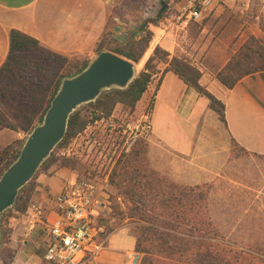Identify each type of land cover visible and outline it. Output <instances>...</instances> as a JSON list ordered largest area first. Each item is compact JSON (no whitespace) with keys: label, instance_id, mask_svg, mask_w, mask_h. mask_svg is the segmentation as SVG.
Wrapping results in <instances>:
<instances>
[{"label":"crops","instance_id":"crops-1","mask_svg":"<svg viewBox=\"0 0 264 264\" xmlns=\"http://www.w3.org/2000/svg\"><path fill=\"white\" fill-rule=\"evenodd\" d=\"M197 1L147 0L152 4V14L165 3V14L172 24L164 38L153 34L154 40L140 67L156 46L170 57L177 56L173 31L183 25L178 21L175 26L173 18L182 16ZM129 3L137 4V0H0V66L9 51L10 30L31 36L47 51L90 61L105 38L109 18L115 21L112 38L117 44L128 42L135 32L119 19ZM263 10L264 0H210L202 15L231 13L235 15L231 30L239 28L235 43L248 34L247 38L252 36L264 45ZM236 15L240 16L235 19ZM125 29L130 32L126 34ZM227 62L215 69H198L199 84L223 104L225 122L210 108L207 98L187 87L172 72L162 73L165 65L152 76L143 99L148 97L152 101V132L146 140L149 168L180 187L208 186L211 226L231 242L264 235V71L242 76L228 89L216 78ZM0 111L8 117L1 104ZM22 136L19 129L12 131L0 126V150ZM232 142L241 149L240 154L233 153ZM35 175L30 202L43 204L47 212L50 199L75 180L69 168L53 165L43 170L40 167ZM108 203L102 202L100 215L109 210ZM15 213L7 218L8 235L2 250L9 249V264H36L43 260V226L36 223L31 229L33 220L25 211ZM54 216L50 212L47 222ZM134 246L135 238L127 229L114 231L108 235L105 249L88 264H120L127 254L134 252Z\"/></svg>","mask_w":264,"mask_h":264},{"label":"trees","instance_id":"trees-1","mask_svg":"<svg viewBox=\"0 0 264 264\" xmlns=\"http://www.w3.org/2000/svg\"><path fill=\"white\" fill-rule=\"evenodd\" d=\"M161 8L162 5L160 12L143 21L144 23L137 24L136 31L132 33L125 47L118 43L116 52L108 51L118 53L121 58L139 65L151 41L149 25L157 24L167 10L165 7L161 12ZM114 23L115 21L109 18L106 25V33L110 31L111 36ZM241 52L246 59L232 56L216 73L217 80L228 89L232 88L242 76L264 71V45L260 40L249 37L242 46ZM87 61L76 57L66 58L47 51L31 36L10 30L9 51L0 66V104L16 125L0 111V126L12 131L19 129L23 133H28L40 123L61 79L77 74L86 66ZM154 63L165 65L162 73L172 72L187 87L193 88L199 95L207 98L210 108L222 122H225L223 104L199 84L200 71L188 59L179 56L170 57L167 51L156 46L127 88L103 92L94 103L87 105L94 107L95 110L91 113L93 115L82 113L81 110L70 115L64 138L42 164L41 170L56 163L60 167L69 169L77 164L79 159L76 155L65 154L61 150L82 134L88 125L101 118H109L117 104L134 108L147 90L152 76L159 72L154 71L152 67ZM151 107L152 101L148 115ZM96 111L98 115H95ZM145 141L138 139L134 142L129 151L122 153L117 159L109 174V184L125 195L130 204L128 212L120 213V217L122 220L130 219L132 223H136L129 233L135 238L134 252L140 257L138 264H214L213 260H204L205 256L212 259L210 244L203 247L195 240L191 243L189 240L194 238V235L180 233V226L196 230L200 224H204V220L211 225L207 216L209 187H180L159 176L146 163ZM21 144L22 140H16L0 150V175L17 157ZM231 149L234 154H240L241 149L235 142H232ZM60 152L64 155H60ZM120 164L122 166L118 172ZM143 165L148 167V170L146 167L142 169ZM35 177L19 191L12 209L2 214L0 252L7 241V218L15 216V212H24L30 204ZM126 181H130V186L125 184ZM157 221H166L170 226L164 223H161L164 225L158 224ZM98 223L104 227L105 232L101 235L108 236L112 233L113 228L108 227L106 218H100ZM242 260L244 264H256L255 261L260 259L252 252H244Z\"/></svg>","mask_w":264,"mask_h":264},{"label":"rangeland","instance_id":"rangeland-1","mask_svg":"<svg viewBox=\"0 0 264 264\" xmlns=\"http://www.w3.org/2000/svg\"><path fill=\"white\" fill-rule=\"evenodd\" d=\"M151 6L152 4H148L147 0H137V4H125L122 13L119 15L121 16L119 19L125 23L126 27L136 31L138 23H144L143 21L148 19L149 15L151 17L156 14V12L152 14ZM158 10H160V8ZM262 14L264 16V10ZM234 16L235 15H231V13L228 12L221 13L218 16L204 13V15H202V19L198 22L188 21L186 27L182 29L175 27L173 31V38L175 41L174 54L188 59L193 66L201 70L219 68L232 56H236L237 58H245L242 56V46L240 45L245 40V38L247 40L249 39L247 38L248 34L240 38L238 42L235 43V35L236 38L239 36V28L231 30V20L234 18ZM237 16L240 15H236L235 19L238 18ZM173 19V22L176 26L178 21L181 22L184 20V16L177 18L175 17ZM171 24L172 21L168 19L167 15L164 13L157 24L149 25V33L151 38L150 44L154 40V33L161 35V37L164 38L166 33L169 32V27ZM201 26L205 28L203 31ZM124 31L126 34L130 32L128 29H125ZM112 37L113 36H111L110 31L109 33H106L105 38L99 43L96 49V54L104 50L116 52L115 48L118 46V44L113 40ZM135 41L136 39L134 42ZM127 43L128 42H124L125 45L122 44V47H125ZM233 52L235 54H233ZM113 54L117 55L118 53ZM117 56L121 57L120 55ZM152 67L154 71L158 70L160 72L163 65L154 63V66ZM139 68L140 66L137 65L135 74L136 76L139 73ZM109 90H105L103 92ZM88 104L90 103L79 106L75 111L81 110L82 113L93 115L91 113H93L95 109L94 107L87 106ZM150 104L151 100L148 97L143 99V96L132 109L121 104H117L109 118H101L91 123L82 134L73 139L64 150H61L65 154H74L79 159V161L76 162L77 164L69 169L74 173L75 179L97 177L101 180L105 175H107L109 183V174L117 159L121 157L122 153H127L130 147L133 145L132 144L127 150H125L127 147H125L124 150L122 149L124 142V140L121 138L123 136V129L126 128V125L135 123L138 119H140L142 114L147 113L149 111ZM2 109L6 111L3 106ZM6 114L11 119L12 123L16 125L15 121L9 116L7 111ZM95 115H98L97 111ZM28 133H23L22 138L19 139L22 140V143ZM145 143L147 144L146 141ZM121 166L122 164L118 166V172ZM53 167L58 168L60 165L56 163L53 165ZM145 167L146 166L143 165L142 169H145ZM146 170H148V167H146ZM125 184L130 186L131 183L130 181H126ZM111 187L112 189L107 187L106 190H104L109 196V198H107L109 202L107 204V208H109V210H105V213H103V215L101 214V218L107 219L108 227L113 228L112 232L124 228L130 232V229H132L136 223H132L130 219L122 220V217H120V213H127L128 209L130 208L128 199L125 195L119 193L114 186ZM208 215L209 214L207 210V216ZM157 222L158 224H167L166 221ZM208 224L209 223L204 220V224H200L196 230L194 228L190 229L185 226H180V233L194 235V238L189 240V242L192 243V241L195 240L203 247H206L208 244L211 245L209 251L212 253V259L205 256V261L213 260L214 264H244L242 260L243 253L252 252L256 257H258V259H260L255 261V263L264 264V235L255 239H237V241L231 239L230 242V240L222 238L217 232H214L212 226L210 224L209 226ZM167 225L170 226V224ZM263 226L264 224L262 222V230H264ZM208 255L211 256V254ZM139 259L140 257L138 255V262ZM10 260V251L5 247L0 252V264H9ZM259 261H262V263H259ZM36 264L46 263L44 260H41Z\"/></svg>","mask_w":264,"mask_h":264},{"label":"built area","instance_id":"built-area-1","mask_svg":"<svg viewBox=\"0 0 264 264\" xmlns=\"http://www.w3.org/2000/svg\"><path fill=\"white\" fill-rule=\"evenodd\" d=\"M210 0H199L191 4L182 14L183 28L188 21L198 22ZM122 149L129 147L138 139L147 140L152 132L150 115L144 113L135 123L123 129ZM64 155L63 152L59 153ZM110 186L107 175L103 179L86 177L67 183L60 193L50 199V211L43 204L30 202L25 215L33 220L31 229L39 224L44 231L43 260L46 264H88L105 249L107 237L104 227L99 225L102 202L107 201L104 191ZM50 212L54 219L47 222ZM138 254L132 252L120 264H137Z\"/></svg>","mask_w":264,"mask_h":264},{"label":"water","instance_id":"water-1","mask_svg":"<svg viewBox=\"0 0 264 264\" xmlns=\"http://www.w3.org/2000/svg\"><path fill=\"white\" fill-rule=\"evenodd\" d=\"M165 7L162 3L161 11ZM135 74L134 63L101 51L77 74L61 79L40 123L26 135L17 157L0 175V222L2 214L14 206L19 191L64 138L70 115L79 106L94 102L105 90L127 88Z\"/></svg>","mask_w":264,"mask_h":264}]
</instances>
